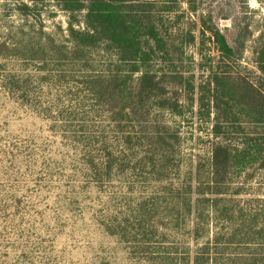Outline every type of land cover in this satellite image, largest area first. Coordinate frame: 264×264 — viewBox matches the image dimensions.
I'll list each match as a JSON object with an SVG mask.
<instances>
[{"label": "trees", "instance_id": "obj_1", "mask_svg": "<svg viewBox=\"0 0 264 264\" xmlns=\"http://www.w3.org/2000/svg\"><path fill=\"white\" fill-rule=\"evenodd\" d=\"M28 1L18 11L38 18L43 0ZM55 1L70 15L67 39L19 34L12 42L9 31L0 37V68L13 51L17 60L36 65L39 85L77 83L74 111L63 118L67 131H75L71 142L81 147L83 172L98 189L122 181L132 195L139 191L123 198L128 204L121 212H111L105 232L133 243L153 264H264V184L258 181L264 178V33L255 38L250 24L239 23L232 46L212 18L200 17V35L210 36L218 55L198 50L206 76L196 86L181 67L183 47L197 37L168 23L171 3ZM193 1L186 2L190 13H196ZM253 38L249 68L244 56ZM1 81L25 100L17 76ZM183 86L198 90L213 137L206 160L184 174L181 136L169 121L184 112ZM92 115L107 121L113 139L97 144L96 134L82 135ZM184 228L189 236L180 237L179 252L172 237Z\"/></svg>", "mask_w": 264, "mask_h": 264}, {"label": "rangeland", "instance_id": "obj_2", "mask_svg": "<svg viewBox=\"0 0 264 264\" xmlns=\"http://www.w3.org/2000/svg\"><path fill=\"white\" fill-rule=\"evenodd\" d=\"M22 2L32 4L0 0V37L10 31L12 42L19 41V34L57 42L67 39L70 15L55 0L37 4L38 18L23 17L17 9ZM161 2L171 3L170 10H174L168 14L170 25L197 37L195 44L183 47L181 67L196 86L206 76L198 50L218 55L210 36L200 35V17L212 18L232 46L239 23L250 24L255 38L264 33V0H195L192 8L196 13H190L187 0ZM255 38L244 56L249 68L254 66ZM6 54L8 60L0 68V264H153L137 255L133 243L110 236L102 226L112 211L127 207L123 198L137 197L139 191L135 189L132 195L122 181L98 189L83 172L81 147L71 142L75 131H67L63 118L74 111L70 110L71 92L78 91L77 83L70 80V85L59 87L51 79L48 85H39L36 65L17 60L13 51ZM6 76L20 79L25 100L4 87L1 80ZM181 104L183 114L169 116V121L181 136L184 174L206 160L213 137L212 119L200 108L198 90L190 93L183 86ZM95 117L86 121L91 128L82 135L96 134L92 140L97 144L113 139L107 121ZM97 144L94 150L100 153L103 147ZM237 178L243 180L244 175ZM258 181L264 184L262 176ZM180 230L172 238L183 252L181 242L189 235L188 229Z\"/></svg>", "mask_w": 264, "mask_h": 264}]
</instances>
